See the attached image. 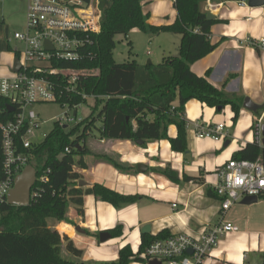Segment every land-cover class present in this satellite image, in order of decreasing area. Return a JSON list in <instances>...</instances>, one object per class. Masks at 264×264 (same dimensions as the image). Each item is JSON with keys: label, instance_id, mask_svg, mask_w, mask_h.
I'll return each mask as SVG.
<instances>
[{"label": "trees", "instance_id": "obj_1", "mask_svg": "<svg viewBox=\"0 0 264 264\" xmlns=\"http://www.w3.org/2000/svg\"><path fill=\"white\" fill-rule=\"evenodd\" d=\"M85 2L89 0H83ZM207 0H178L174 5L176 20L172 25L156 27L147 24L141 5L137 0H100L101 31L92 38L93 44L86 50L84 60L78 63L62 64L61 67L98 74L81 77L78 89L87 96H93L94 109H99L96 118L86 123L83 135L74 142L71 137L76 129H65L56 123L53 130L33 152L35 160L40 161L39 174L49 169L47 181L35 183L33 191L36 197L26 207L10 206L7 202L0 203V264H131L141 263L139 255L154 241L170 237L167 232H160L151 237L141 236L138 251L133 253L126 245L118 251L117 259L109 262H83L80 260L82 251L72 241L63 243L57 230L48 227V220L72 224L69 220L68 208L74 206L76 213L83 216V197L93 196L114 208L135 203L138 195H122L101 184L79 187L82 179L80 170L87 168L85 157L93 163H106L122 174H137L136 166L123 163L119 155L93 150L92 147L79 146L78 140L84 139L87 132L94 128L99 140L110 141H143L141 147L149 143L166 140L171 151L177 154L187 153V127L184 118L185 105L195 100L220 113L230 107L233 125L237 123L240 111V100H232L220 89L206 80L192 84L181 79L179 73L188 57L189 40L198 32L196 28L206 21V15L200 10V3ZM138 30L151 35L170 33L180 36L178 54L165 58L160 64L139 65L132 60L117 64L113 59L115 37L127 35ZM212 47L206 46L201 53L208 52ZM81 105L85 102L80 96L63 95L61 103ZM176 103V105H175ZM221 111H218V109ZM12 118L1 105L0 124ZM100 120L101 126L95 127ZM133 123L135 127L133 126ZM175 126L177 134L169 138L167 129ZM70 153H65V149ZM261 151L258 145L247 143L234 152L233 160L256 161ZM161 175L169 181L178 182V174L169 166L148 171ZM2 178V152L0 134V179ZM196 178L184 176L183 180L193 181ZM197 180V179H196ZM209 196L217 197L208 190ZM264 200V198L260 199ZM68 231L69 230H65ZM64 237H68L61 232ZM112 239L122 236L120 225L108 231ZM68 257H65L63 253Z\"/></svg>", "mask_w": 264, "mask_h": 264}, {"label": "crops", "instance_id": "obj_2", "mask_svg": "<svg viewBox=\"0 0 264 264\" xmlns=\"http://www.w3.org/2000/svg\"><path fill=\"white\" fill-rule=\"evenodd\" d=\"M172 6L174 8L173 4ZM200 10L206 15V21L196 28L199 34L189 40L188 57L179 75L192 84L206 80L220 89L225 97L240 100L237 123L233 125L231 121L233 113L229 106L221 115L214 108L192 100L185 105L184 118L188 124L186 154L172 152L166 140L149 143L144 147L119 140H99V145H92L93 150L119 155L121 162L131 166L143 164L150 169L169 166L178 174V182L173 183L153 172L122 174L106 163H93L91 159L87 168L80 172L87 185L101 184L122 195H138L139 199L133 204L114 208L93 196H84L83 216L76 213L74 206L70 205L68 208L67 216L72 224L47 221L49 228L59 232L63 243L72 241L82 251L80 260L83 262L115 261L118 251L126 245L136 253L141 236L145 235L141 234V229L146 225L150 226L148 235L151 237L160 232H167L170 236L182 233L196 235L203 228L216 226L222 220L218 198L209 196L207 192H214L213 188L218 183V167L231 159L234 152L247 143H253L255 139L251 129L255 116L242 107V102L248 98L254 104L264 106V52L251 46L246 40L264 37V5L249 7L247 0H207L200 3ZM207 14L211 19H207ZM0 19L3 23L1 13ZM175 20L174 9L166 21L147 20V24L162 27L172 25ZM161 34L173 36V52L163 55L160 62L150 61L153 65L178 54L180 36ZM8 44V40L6 44L0 42L1 77L9 76L12 72L14 56ZM207 45L212 47L211 50L201 54ZM135 62L144 65L136 60ZM195 121L205 125L225 123L231 139L223 142L199 139L191 128ZM133 126L135 127L134 123ZM176 134L175 126H169L168 137L174 138ZM226 141L229 144L224 147ZM83 174L86 178H83ZM184 176L197 180L185 181ZM242 210L254 215L257 223L261 220L260 216H256L258 210L255 205L243 207ZM261 215L264 217V213ZM225 216L226 213L223 221ZM239 221L246 226L250 219ZM118 225L122 227L121 237L104 244L98 242L99 233L108 232ZM76 227L79 232L75 230ZM61 232L68 237H64ZM249 254H264V232L252 234L238 230L236 234L222 238L209 263L247 264ZM63 255L68 257L65 252Z\"/></svg>", "mask_w": 264, "mask_h": 264}, {"label": "built area", "instance_id": "obj_3", "mask_svg": "<svg viewBox=\"0 0 264 264\" xmlns=\"http://www.w3.org/2000/svg\"><path fill=\"white\" fill-rule=\"evenodd\" d=\"M1 1V0H0ZM140 5L158 0H137ZM173 5L178 0H168ZM101 31L100 0H27L24 28L13 34L20 47H14V60L18 61V70L9 76H0L1 105L12 118L0 124L2 178L0 179V203L7 200L15 179L29 165L36 170V181L44 183L50 173L43 169L40 161L35 160L33 152L39 144L30 139L40 127L34 106L56 103L61 107L73 109V116L66 112L55 123L68 129L76 121V111L80 105L61 103L63 95L88 97L78 89L81 77L92 75L95 71H86L61 67L62 64H75L84 60L86 50L92 46V38ZM197 32V31H195ZM248 44L264 52V37L247 39ZM13 111L10 112L9 109ZM264 126V106L262 112L251 126L255 142L261 154L256 161L229 159L218 167L217 185L213 191L219 200L221 222L211 228H203L200 233H186L154 241L140 255L141 264L157 261L161 264H210L214 249L220 240L230 234H236L238 228L223 221V216L231 207L245 197L264 198V145L262 128ZM195 136L214 142L231 139L225 123L205 125L198 121L191 124ZM65 153H70L66 148ZM35 185V184H34ZM34 187V186H33ZM33 189V188H32ZM37 192L31 190L30 201ZM175 208V205L172 206ZM190 250L191 254L187 251Z\"/></svg>", "mask_w": 264, "mask_h": 264}, {"label": "rangeland", "instance_id": "obj_4", "mask_svg": "<svg viewBox=\"0 0 264 264\" xmlns=\"http://www.w3.org/2000/svg\"><path fill=\"white\" fill-rule=\"evenodd\" d=\"M67 1V0H64ZM27 9V0H1L0 1V13L4 17V22L0 19V42H9L10 48L20 47L19 44L13 39V34L15 32H20L24 28L25 15ZM141 10L144 16H147V20H159L166 21L167 17L170 15L171 11L174 10L172 3L170 1L160 0L152 3H147L141 5ZM156 35H151L147 33L140 32L138 30H132L127 35H118L115 37V47L113 49V59L117 64H122L136 60L139 63L147 64L148 61L152 63L160 62L163 55H168L173 52V42L172 35L161 34L158 38ZM7 53L10 51L6 50ZM172 54V53H171ZM170 58V57H168ZM95 73H97L95 71ZM95 101L92 97L86 98L85 102L82 103L76 111V121L81 119L82 122L77 124L81 125L77 128L74 135L71 137V141L74 142L79 136L83 135V129L86 123L91 121L92 118H96L98 110L94 109ZM34 111L36 112L40 127L34 132L33 137L30 139L35 144L42 143L48 134L53 130L55 122L60 119L64 113L68 116H73V109H68L66 107H61L56 103H47L42 105L34 106ZM262 109L254 114L255 119L260 115ZM224 110L219 114H223ZM254 119V120H255ZM76 124L69 126L70 129H76ZM101 126L100 120L96 119L95 127L99 128ZM99 143V136L97 131L92 128L90 132H87L84 139H79L78 144L80 147L88 145H97ZM99 145V144H98ZM102 145V144H101ZM103 149V148H102ZM87 163L91 161L90 157H85ZM150 168H148V171ZM82 170H80L81 172ZM83 178L85 174H83ZM83 180V179H82ZM255 205L258 210L256 216H260V221L257 223L254 220L256 217L251 213L247 214L240 202L235 204L226 213L224 221H234V225L239 231H244L252 234H261L264 232V217L261 213H264V200H259ZM250 219L249 223L245 226L243 223H239V220ZM110 241V240H109ZM247 264H264V254H249L247 256Z\"/></svg>", "mask_w": 264, "mask_h": 264}, {"label": "water", "instance_id": "obj_5", "mask_svg": "<svg viewBox=\"0 0 264 264\" xmlns=\"http://www.w3.org/2000/svg\"><path fill=\"white\" fill-rule=\"evenodd\" d=\"M247 5L249 7H260L264 5V0H247ZM207 19H211L209 14H207ZM147 64H151L150 61L147 62ZM18 61L15 59L13 61V72H16L18 70ZM242 107L252 112L253 114H257L259 110L262 109V105H257L251 102L248 98H245L242 102ZM10 112L13 111L12 108L9 109ZM218 111H221L219 108ZM65 128V127H64ZM262 136L264 137V126L262 128ZM229 144V141H226L224 144V147H226ZM262 144L264 145V139L262 140ZM137 146H142L143 141H136ZM148 168L143 164H137L136 165V171L139 174H145L147 172ZM36 181V170L34 166L29 165L27 166L20 175H18L15 179L14 186L12 190L7 195V204L10 206L15 207H26L30 204V194L31 190L35 184ZM79 187H85L87 186V183L83 180H80L78 183ZM257 203L256 197H245L240 202L241 205L250 206L252 204ZM75 230L79 232V228L76 227ZM150 232V226L146 225L142 227L141 234H148ZM111 235L108 232H101L98 235V242L100 244H104L111 240ZM188 254H191V251H187ZM149 264H161L157 261L149 262Z\"/></svg>", "mask_w": 264, "mask_h": 264}]
</instances>
